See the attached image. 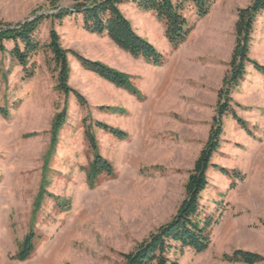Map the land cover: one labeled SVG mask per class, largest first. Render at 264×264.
I'll list each match as a JSON object with an SVG mask.
<instances>
[{
    "label": "rangeland",
    "instance_id": "374dc122",
    "mask_svg": "<svg viewBox=\"0 0 264 264\" xmlns=\"http://www.w3.org/2000/svg\"><path fill=\"white\" fill-rule=\"evenodd\" d=\"M252 1L215 0L202 18L188 4L184 13L194 27L177 50L154 12L132 2L120 6L137 32L167 56L162 66L127 55L106 35L86 31L81 16L54 22L66 49L131 74L144 99L86 70L70 53L69 83L85 96L87 105L82 106L73 94L56 89L49 51L32 56L34 75L25 79L23 67L11 55L14 42H5L7 50L0 52V264H124V253L171 220L209 137L235 47L238 10ZM55 8L48 0H0V26ZM52 24L49 19L41 26L43 42L49 41ZM252 38L250 56L264 64V11L257 16ZM141 66L156 69L148 76ZM232 96L250 132L232 115L225 116L212 162L237 173L208 170L210 184L202 192L201 209L202 218L217 220L212 243L202 253L190 248L172 253L178 264H244L222 260L224 253L239 248L264 255V75L249 64ZM66 104L68 117L46 172L52 122ZM103 105L117 109L103 110ZM97 121L126 131L128 137L118 139L97 127ZM88 126L100 154L114 168V175H101L93 186L88 181L95 158L85 135ZM32 231L33 254L16 259Z\"/></svg>",
    "mask_w": 264,
    "mask_h": 264
},
{
    "label": "trees",
    "instance_id": "16d2710c",
    "mask_svg": "<svg viewBox=\"0 0 264 264\" xmlns=\"http://www.w3.org/2000/svg\"><path fill=\"white\" fill-rule=\"evenodd\" d=\"M61 1L63 0H48L50 5L56 6L52 11H41L36 13L34 17L16 25H1L0 52L7 50L6 41H13L14 48L11 55L23 67L24 78L27 79L32 77L35 71L34 67L30 66L32 56L42 50L49 51L50 60L55 64L57 71L56 89L66 96L73 94L77 101L84 106L87 105L85 96L69 83L71 77L70 53L86 70L94 72L119 88L128 90L139 99H144V94L133 83L131 74L112 67L101 60H94L79 52L66 49L62 45L59 32L55 28V21L62 23L68 17L77 18L81 16L83 28L86 31L106 35L119 48L134 58H143L155 66H162L167 62V56L151 41L137 32L120 6L132 2L140 10L154 12L158 20L164 24L165 35L171 48L177 50L186 42L194 27L184 13L186 6L193 4L197 8L198 16L202 18L209 13L215 0H72L71 5L59 6ZM263 11L264 0H253L248 6L238 10V19L235 25L236 42L229 63V70L225 74L222 86L218 91L216 114L213 117L208 140L196 159L185 184L184 199L171 220L151 232L132 251L123 254L124 264H178L177 261L171 259V254L174 252L183 254L187 248H190L196 253H202L209 249L213 237L212 227L217 220L210 216L202 218L201 195L210 184L208 170L211 167L219 168L224 175L228 176H234L237 173L236 170L230 171L214 164L212 158L221 146L225 116L232 115L242 128L250 132L247 122L239 116L233 107L232 93L244 80L249 64L264 75V64L250 56L255 22L257 16ZM49 19L53 22L49 32V41L43 42L39 30ZM100 108L108 111L117 109L113 106L104 105ZM1 112L5 117H8L6 110L2 109ZM67 117L68 108L66 104L63 110L55 114L52 122L51 146L45 157L44 165L46 172L58 143L59 132ZM96 126L118 139L128 137L126 131L105 122L97 121ZM85 135L95 156L88 174V181L93 186L101 175H114V168L111 162L100 154L98 142L91 126L86 128ZM45 176L43 183L46 181ZM44 194L45 191L42 190L35 201L34 216L37 215ZM35 239L36 235L33 231L28 233L14 257L21 261L30 258L35 250ZM222 260L231 263L256 264L264 261V255L239 248L231 253H224Z\"/></svg>",
    "mask_w": 264,
    "mask_h": 264
},
{
    "label": "crops",
    "instance_id": "0c3cea01",
    "mask_svg": "<svg viewBox=\"0 0 264 264\" xmlns=\"http://www.w3.org/2000/svg\"><path fill=\"white\" fill-rule=\"evenodd\" d=\"M123 5V4H122ZM121 5V6H122ZM110 39V38H109ZM111 40V39H110ZM112 41V40H111ZM112 43L115 45V47H117V48H119L113 41H112ZM119 50H121V48H119ZM122 52H124V53H127L126 51H124V50H122ZM127 55H129V53L127 54ZM130 56V55H129ZM141 68H142V70L145 72V74L146 75H148V72L149 71H152L153 69H156V67H154V66H141ZM149 76V75H148ZM148 79V78H147ZM261 263V262H260ZM260 263H256V264H260ZM244 264H246V263H244Z\"/></svg>",
    "mask_w": 264,
    "mask_h": 264
}]
</instances>
